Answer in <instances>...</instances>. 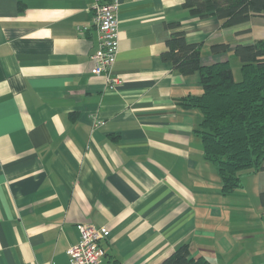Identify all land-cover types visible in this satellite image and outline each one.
<instances>
[{"label":"crops","instance_id":"crops-1","mask_svg":"<svg viewBox=\"0 0 264 264\" xmlns=\"http://www.w3.org/2000/svg\"><path fill=\"white\" fill-rule=\"evenodd\" d=\"M115 1L110 89L94 72L95 0H0V264H71L79 223L109 229L101 264H159L183 243L212 264H264V170L223 191L201 109L183 103L201 74L162 57L184 30L203 65L241 76L233 49L264 39V14L225 25L186 0Z\"/></svg>","mask_w":264,"mask_h":264},{"label":"trees","instance_id":"trees-1","mask_svg":"<svg viewBox=\"0 0 264 264\" xmlns=\"http://www.w3.org/2000/svg\"><path fill=\"white\" fill-rule=\"evenodd\" d=\"M185 5L202 17L215 15L225 25L264 14V0H186ZM211 49L227 52L230 44L215 43ZM233 54L241 60L238 79L230 61L203 65L201 43L189 42L184 30L171 34L162 53L184 75L201 74L202 92L186 96L183 103L201 109L202 121L195 131L205 157L217 166L225 193L235 191L245 173L264 170V39L238 43ZM261 198L264 202V192ZM159 264L212 263L203 256H192L190 245L183 243Z\"/></svg>","mask_w":264,"mask_h":264},{"label":"built area","instance_id":"built-area-1","mask_svg":"<svg viewBox=\"0 0 264 264\" xmlns=\"http://www.w3.org/2000/svg\"><path fill=\"white\" fill-rule=\"evenodd\" d=\"M118 8L119 3L115 0H95L93 20L98 31L99 49L93 54L94 72L106 76L110 89L121 82L113 70L120 49ZM84 29L80 27V30ZM77 227L79 240L67 249L70 263L101 264L105 250L100 241L108 236L109 229L91 223H79Z\"/></svg>","mask_w":264,"mask_h":264},{"label":"rangeland","instance_id":"rangeland-1","mask_svg":"<svg viewBox=\"0 0 264 264\" xmlns=\"http://www.w3.org/2000/svg\"><path fill=\"white\" fill-rule=\"evenodd\" d=\"M241 76L240 75H236V78L238 79V78H240Z\"/></svg>","mask_w":264,"mask_h":264}]
</instances>
